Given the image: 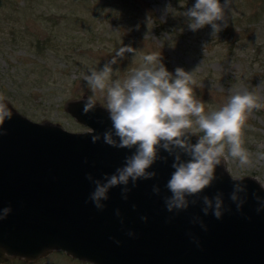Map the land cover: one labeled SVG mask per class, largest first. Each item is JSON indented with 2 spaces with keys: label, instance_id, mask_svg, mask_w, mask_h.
I'll use <instances>...</instances> for the list:
<instances>
[{
  "label": "water",
  "instance_id": "obj_1",
  "mask_svg": "<svg viewBox=\"0 0 264 264\" xmlns=\"http://www.w3.org/2000/svg\"><path fill=\"white\" fill-rule=\"evenodd\" d=\"M88 96L70 99L64 107L89 128L83 131L31 120L4 101L13 115L3 125L6 135L0 136V210L12 211L0 220V264L10 258L34 261L54 250L92 264H264V211L257 212L260 204L253 195L264 199V186L253 176L231 175L223 161L212 186L188 197L197 200L195 205L170 213L164 201L171 196L166 185L174 172V157L161 150L166 161L158 159L149 169L156 173L154 179L137 181L136 187L130 182L127 201L121 195L124 186L111 189L109 199L102 202L105 208L98 210L89 199L95 185L87 176L103 181L135 148L104 143L103 134L112 122L98 100L94 111L83 113ZM95 134L101 136L97 143L92 142ZM197 136L191 137L193 144ZM240 178L243 181H234ZM236 183L247 189L239 211L230 199ZM217 193L223 194L224 206L230 209L219 220L211 211L208 215L202 211V197ZM196 217L207 231L193 222Z\"/></svg>",
  "mask_w": 264,
  "mask_h": 264
},
{
  "label": "rangeland",
  "instance_id": "obj_2",
  "mask_svg": "<svg viewBox=\"0 0 264 264\" xmlns=\"http://www.w3.org/2000/svg\"><path fill=\"white\" fill-rule=\"evenodd\" d=\"M196 0H0V96L34 121L49 120L71 131L89 129L65 110V103L92 90L84 81L122 46L112 79H125L160 54L175 75L194 71V94L205 112L217 111L237 92L249 91L264 105V0H231L227 27L195 32L183 15ZM225 0H220L223 5ZM222 23V22H217ZM95 99L106 106V91ZM198 136L203 133L197 132ZM244 147L264 152V106L254 109L243 130ZM233 176L249 175L264 186V161L241 168L223 161ZM3 264H92L54 250L34 260Z\"/></svg>",
  "mask_w": 264,
  "mask_h": 264
},
{
  "label": "clouds",
  "instance_id": "obj_3",
  "mask_svg": "<svg viewBox=\"0 0 264 264\" xmlns=\"http://www.w3.org/2000/svg\"><path fill=\"white\" fill-rule=\"evenodd\" d=\"M226 10H231V0H225L223 5L220 0H196L194 6L183 15L188 19L191 31L210 25L215 35L227 27ZM136 52L131 46H122L101 69H90L89 74L84 76V81L93 92L84 103L85 115L96 108L95 93L106 91V108L112 128L103 134L104 143L118 149L135 148L132 155L125 157L123 166L117 168L114 174L105 175L103 181L87 176L95 185L89 199L98 210L105 208L102 202L109 199L111 189L124 186L121 195L127 201L131 191L128 187L130 182L132 187H136L137 181L154 179L156 173L149 169L158 159L166 161L159 155L161 150L174 157V172L166 185L171 196L165 197L164 201L170 213L187 210L190 203L195 205L197 200L190 201L188 197L199 196L212 186L217 179L216 168L222 165V161H238L241 168L254 167L264 161V152H257L254 158L253 153L244 147L243 139L249 115L254 109L264 106L257 94L246 90L237 92L219 110L206 113L204 103L196 98L193 88L199 67L191 72L177 68L173 75L160 62V54L145 55L144 63L130 76L113 80L114 73L119 72L118 69L113 70L118 58L123 59L126 53H132L135 59ZM4 101L5 98L0 96V136L6 135L2 131L3 125L13 115ZM197 132L203 135L197 136L198 140L193 144L191 137L196 136ZM100 140V135L92 136L93 143ZM182 156L188 159L184 160ZM153 192L159 195V187L154 186ZM253 195L260 204L257 212L264 211V199L255 193ZM246 196V186L234 184L230 199L238 211L242 209ZM202 200L204 215L211 211L219 220L226 211H230L224 206L222 193H217L213 198L203 196ZM11 211V208L0 210V220L5 219ZM116 215L120 216L119 210ZM141 219L147 221V217ZM193 222H199L207 231L199 217ZM128 235L135 237L134 232H128ZM194 242L198 244V241Z\"/></svg>",
  "mask_w": 264,
  "mask_h": 264
}]
</instances>
